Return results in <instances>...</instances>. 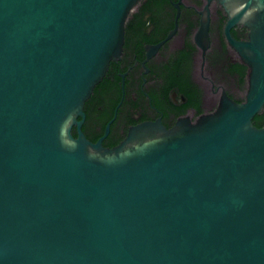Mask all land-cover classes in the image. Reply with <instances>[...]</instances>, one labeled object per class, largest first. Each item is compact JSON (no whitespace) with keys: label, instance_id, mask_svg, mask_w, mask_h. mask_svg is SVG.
Listing matches in <instances>:
<instances>
[{"label":"water","instance_id":"95a60500","mask_svg":"<svg viewBox=\"0 0 264 264\" xmlns=\"http://www.w3.org/2000/svg\"><path fill=\"white\" fill-rule=\"evenodd\" d=\"M217 1L245 100L106 147L84 107L140 0H0V264H264V0Z\"/></svg>","mask_w":264,"mask_h":264},{"label":"flooded vegetation","instance_id":"af4514ba","mask_svg":"<svg viewBox=\"0 0 264 264\" xmlns=\"http://www.w3.org/2000/svg\"><path fill=\"white\" fill-rule=\"evenodd\" d=\"M206 3L140 0L126 23L121 57L111 61L85 104L82 128L88 139L103 137V145L113 147L131 126L144 121L161 120L168 128L183 118L195 122L219 107L224 92L245 100L248 67L228 42V13L217 1L210 3L209 45L195 41ZM231 33L248 39L244 25L234 26Z\"/></svg>","mask_w":264,"mask_h":264},{"label":"trees","instance_id":"16d2710c","mask_svg":"<svg viewBox=\"0 0 264 264\" xmlns=\"http://www.w3.org/2000/svg\"><path fill=\"white\" fill-rule=\"evenodd\" d=\"M132 14V13H131ZM99 85V84H98ZM97 85V86H98ZM96 86V87H97ZM87 103V102H86ZM253 123L258 126V127H263L264 126V111L261 114H257L254 118H253ZM73 134L76 136L77 132L75 130V128L73 129Z\"/></svg>","mask_w":264,"mask_h":264},{"label":"bare ground","instance_id":"6f19581e","mask_svg":"<svg viewBox=\"0 0 264 264\" xmlns=\"http://www.w3.org/2000/svg\"><path fill=\"white\" fill-rule=\"evenodd\" d=\"M212 1H217V0H212ZM212 1H211V2H212ZM217 2H218V1H217Z\"/></svg>","mask_w":264,"mask_h":264}]
</instances>
